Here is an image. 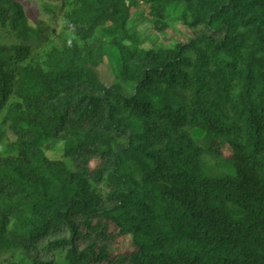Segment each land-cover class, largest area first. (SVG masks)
Wrapping results in <instances>:
<instances>
[{"label":"trees","instance_id":"obj_1","mask_svg":"<svg viewBox=\"0 0 264 264\" xmlns=\"http://www.w3.org/2000/svg\"><path fill=\"white\" fill-rule=\"evenodd\" d=\"M39 1L0 0V264H264V0Z\"/></svg>","mask_w":264,"mask_h":264},{"label":"rangeland","instance_id":"obj_2","mask_svg":"<svg viewBox=\"0 0 264 264\" xmlns=\"http://www.w3.org/2000/svg\"><path fill=\"white\" fill-rule=\"evenodd\" d=\"M25 8L29 9L30 14H29V19L30 22L33 23L36 17H42L44 20L48 21L47 15H42L41 10H42V5L39 0H19ZM145 9V8H144ZM56 16V23L52 25V27H56V30H60V21H59V16L55 14ZM137 23V28L142 29L143 31L148 33L150 38H147L146 46L154 44V45H168L170 42H172L173 38L175 37H180L182 39H186V34L188 33V30L181 24H176L173 25L171 28L166 30L164 33L157 32L155 30H151L148 27V19H147V14L144 11L142 15L138 18L136 21ZM104 74H108V70L104 69ZM231 149L228 146L223 147V152L225 155H228L230 153ZM47 153L49 155H53L55 151H52L51 149L47 150ZM213 162V160H210ZM118 247L121 250H127L132 248V241L131 237L129 235L122 236L118 239L117 241Z\"/></svg>","mask_w":264,"mask_h":264}]
</instances>
